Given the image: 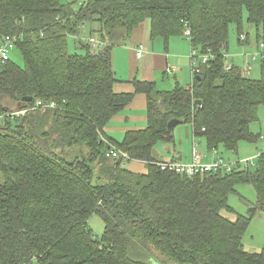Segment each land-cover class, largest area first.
<instances>
[{
	"label": "trees",
	"instance_id": "16d2710c",
	"mask_svg": "<svg viewBox=\"0 0 264 264\" xmlns=\"http://www.w3.org/2000/svg\"><path fill=\"white\" fill-rule=\"evenodd\" d=\"M243 12L264 53V0H87L77 9L60 0H0V43L15 37L23 60L0 67V111L54 104L0 127V264H264V250L242 244L253 216L264 214V153L257 165L193 177L160 171L156 163L166 161L153 155L157 143H174L167 130L174 119L209 152L257 142L249 126L264 106V58L257 80L226 63L229 28L241 42ZM146 19L151 40L167 44L188 29L190 49L208 59L187 87L160 91L134 78L132 93H115L112 48ZM88 22L98 24L103 46L79 39L81 53H70L68 37ZM138 94L146 126L120 141L107 136ZM110 150L128 159L106 157ZM131 162L146 172L128 170ZM240 184H251L256 200L231 221L220 211H233L228 197ZM93 215L104 223L101 236L88 225Z\"/></svg>",
	"mask_w": 264,
	"mask_h": 264
},
{
	"label": "rangeland",
	"instance_id": "374dc122",
	"mask_svg": "<svg viewBox=\"0 0 264 264\" xmlns=\"http://www.w3.org/2000/svg\"><path fill=\"white\" fill-rule=\"evenodd\" d=\"M87 0H60L62 4H71L72 8L77 9L79 5L86 2ZM148 19L144 23L148 24ZM98 24L96 22L85 23L77 36L68 37V51L70 53L78 52L81 53V50L78 48L79 39L82 42H88L89 40L99 41V35L97 34ZM242 29L243 35L246 40L244 42H238V33L236 27L231 25L229 28L228 36V50L226 53V63L228 65H235L245 72L246 65L249 66V70L244 73L247 78L257 80L260 78V62H261V49L259 42L256 39V28L254 25L247 23V14L243 12L242 15ZM92 38V39H91ZM94 42V41H92ZM94 42V43H95ZM189 42V41H188ZM125 44V41H122L117 37L116 42L112 48V64L113 70L115 71L119 65L122 67L123 71L125 69V58L122 60L121 55L123 51L122 45ZM103 46V44H102ZM96 50V49H95ZM189 58V53H188ZM10 59L14 61L20 67L23 66V60L16 50L10 54ZM190 61V59H188ZM182 65L184 63L182 62ZM191 70V63H190ZM186 73L178 72L175 76L170 75L168 77L160 78L157 83V90L160 91H171L178 84L181 87L190 82V72L189 65L184 68ZM192 72V71H191ZM250 131L258 135L256 143H247L240 142L237 147L236 152L225 151L221 146L217 150V156L220 157L231 169H243L244 160H252V162L257 165V157L260 154L264 153V106H260L257 111V120L250 124ZM190 125L189 124H178L174 131V144L172 143H162L159 142L154 147V157L162 158L164 157V147H176L180 148L181 145L184 146L183 155H187L189 149L187 146L191 143V134H190ZM196 143H201L203 146V140L195 138ZM199 145V144H198ZM136 163L131 162L127 165V168L136 170ZM252 169L253 167L250 166ZM255 167V166H254ZM3 181L2 175L0 174V183ZM256 200L255 189L251 184H240L236 187V193L231 194L228 197V206L232 208L233 211L227 212L221 210L220 214L226 219L234 221L238 216H247L248 209ZM89 227L92 230L93 234L96 236H101L104 230V223L99 216L93 215L89 219ZM242 244L244 250L251 253H258L264 250V214H255L250 221V224L243 235ZM132 249L130 250V255L132 257Z\"/></svg>",
	"mask_w": 264,
	"mask_h": 264
},
{
	"label": "crops",
	"instance_id": "0c3cea01",
	"mask_svg": "<svg viewBox=\"0 0 264 264\" xmlns=\"http://www.w3.org/2000/svg\"><path fill=\"white\" fill-rule=\"evenodd\" d=\"M123 51L122 60L125 58V69L119 65L115 66V77L117 82L113 86L115 93H132L134 91L131 83L132 79L138 78L142 81L153 82L157 85L160 78L175 76L178 72L186 73L184 68L189 65L190 82L185 85L187 87L193 80V75L190 70V61H188V53H190V43L182 38H171L167 44L163 40L150 38V24L142 23L132 32L131 37L122 45ZM141 49L142 55L136 58V52ZM182 62L184 65H182ZM157 87V86H156ZM145 96L135 95L127 107L117 116H115L108 126L104 129L107 136L114 140L120 141L124 134L130 130L143 129L146 126L145 113ZM191 134V143L189 144V152L183 155L184 146L179 149L176 147H164V157L158 158L159 161L177 160L183 163H188L192 159L193 150L199 154L202 163H211L215 159H221L216 152H209L203 140L201 143H196L192 134V128H189ZM174 144V143H173ZM199 144V145H198ZM222 160V159H221ZM223 161V160H222ZM224 162V161H223ZM136 163V170L129 169L134 173H145L146 167L143 163ZM225 163V162H224Z\"/></svg>",
	"mask_w": 264,
	"mask_h": 264
},
{
	"label": "built area",
	"instance_id": "2783aa9c",
	"mask_svg": "<svg viewBox=\"0 0 264 264\" xmlns=\"http://www.w3.org/2000/svg\"><path fill=\"white\" fill-rule=\"evenodd\" d=\"M184 38L189 41L190 32L188 29H185L183 33ZM240 41L244 42L246 40L245 36L242 34L240 35ZM16 38L15 37H4L0 43V67L7 62L10 59V54L14 51V44H15ZM95 40H89V44L93 49H99L102 43L100 42H92ZM261 49L262 45L259 44ZM142 55V50L139 49L136 52V58H140ZM262 58H264V53H261ZM189 59L191 63V73L194 75L199 70V65L201 63H206L207 61V55H200L197 53L195 49H190L189 53ZM249 70V66L246 65L245 72ZM46 108H54L53 103L49 104H43L41 101L37 100L34 102L32 106H25L22 109L15 110L12 112H5L2 113L0 111V127H3L5 125V122L10 119H14L17 117L24 116L26 113L34 111L35 109H46ZM106 157L109 158H123L128 159V155L126 153L120 152L118 150H110L106 153ZM244 167H247L249 165H253L252 160H244L243 161ZM156 166L158 169L162 172H170L175 173L178 175H183L187 177H193L195 175L210 173V172H217L220 170H224L226 172H229L231 170L230 166H228L226 163H224L221 159H215L211 163H202L201 157L199 154L195 153V150H193L192 159L188 163H183L177 160H168L166 162H160L156 163Z\"/></svg>",
	"mask_w": 264,
	"mask_h": 264
},
{
	"label": "water",
	"instance_id": "95a60500",
	"mask_svg": "<svg viewBox=\"0 0 264 264\" xmlns=\"http://www.w3.org/2000/svg\"><path fill=\"white\" fill-rule=\"evenodd\" d=\"M31 101H32V98H31V97H24V98L21 99V102H22V103L31 102ZM194 104H195V105H200L201 102H200V101H195ZM178 124H180V121H179V120H176V119H174V120H170V121L168 122V124H167V130H168V132L173 131L174 128H175Z\"/></svg>",
	"mask_w": 264,
	"mask_h": 264
}]
</instances>
